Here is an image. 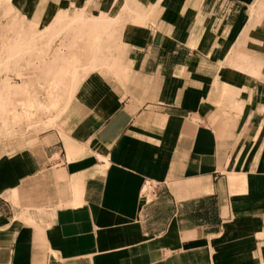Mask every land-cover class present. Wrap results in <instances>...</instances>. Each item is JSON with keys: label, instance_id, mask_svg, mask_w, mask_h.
Returning a JSON list of instances; mask_svg holds the SVG:
<instances>
[{"label": "crops", "instance_id": "obj_1", "mask_svg": "<svg viewBox=\"0 0 264 264\" xmlns=\"http://www.w3.org/2000/svg\"><path fill=\"white\" fill-rule=\"evenodd\" d=\"M0 40V264H264V0H0Z\"/></svg>", "mask_w": 264, "mask_h": 264}, {"label": "built area", "instance_id": "obj_2", "mask_svg": "<svg viewBox=\"0 0 264 264\" xmlns=\"http://www.w3.org/2000/svg\"><path fill=\"white\" fill-rule=\"evenodd\" d=\"M154 187H155V184H153L150 181H147V182H145L142 190H143V192H150V193H152L153 190H154Z\"/></svg>", "mask_w": 264, "mask_h": 264}, {"label": "rangeland", "instance_id": "obj_3", "mask_svg": "<svg viewBox=\"0 0 264 264\" xmlns=\"http://www.w3.org/2000/svg\"><path fill=\"white\" fill-rule=\"evenodd\" d=\"M2 41L0 40V43H1Z\"/></svg>", "mask_w": 264, "mask_h": 264}]
</instances>
